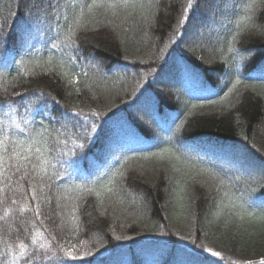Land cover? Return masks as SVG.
<instances>
[{
	"label": "trees",
	"instance_id": "trees-1",
	"mask_svg": "<svg viewBox=\"0 0 264 264\" xmlns=\"http://www.w3.org/2000/svg\"><path fill=\"white\" fill-rule=\"evenodd\" d=\"M92 2L0 0V132L49 162L37 246L70 264H261L264 0Z\"/></svg>",
	"mask_w": 264,
	"mask_h": 264
},
{
	"label": "snow or ice",
	"instance_id": "snow-or-ice-1",
	"mask_svg": "<svg viewBox=\"0 0 264 264\" xmlns=\"http://www.w3.org/2000/svg\"><path fill=\"white\" fill-rule=\"evenodd\" d=\"M51 5L52 0H48ZM76 5L74 4L73 7ZM127 0L124 4V7H128ZM105 5L101 3H96V0L89 5H87L88 13L91 14L92 9H101ZM120 7L119 4L111 2L107 4V8L115 9ZM194 7L192 0H189V4L185 9L190 10ZM85 10L83 7L80 8L79 14L75 17L73 23L76 25V28L70 29L68 34L65 36V39L70 40L75 44L73 37L77 36V30L84 27L81 24V19L85 16ZM189 17H183L180 21L181 26L184 27L187 24ZM0 39L6 40V35L3 34L0 30ZM77 48L78 45H75ZM239 82V81H237ZM19 95V94H18ZM58 103V101H54ZM93 117L99 116V113H92ZM65 116H72L80 119L84 124L89 125L92 136L89 137L85 135L83 139L88 140L89 142L95 139V133L98 131L97 122L93 119L90 120L88 115H82L79 112H66ZM19 127V125H17ZM78 148L83 149L85 145L83 143L77 145ZM41 149L36 147L31 140L27 142H12L8 139L7 135L3 132H0V184L3 186L0 187V192L5 194V200L0 201V203H9L13 207L6 208L2 215H0V225L6 226V230L10 232L8 242L5 244V248L0 252V262L2 264H53V261L56 264H70V261H67L61 258L58 252L54 251L49 242L47 245L40 244L37 246V237L42 236L43 231L46 229L37 228V225L43 224L41 220L42 216V200L41 195L44 190V185L40 184L37 186L33 183L36 180H42L43 174L47 171L48 161L41 156ZM162 155V153H160ZM74 163V162H73ZM14 185H23L24 191L21 193L23 197H26V200L23 204L19 200L13 199L12 197L16 196V189ZM49 191H51L52 185H48ZM11 191L12 196L8 195V192ZM111 192V189H108ZM99 196V193H97ZM43 203L51 204L52 200L50 196L45 195L43 197ZM264 206V205H262ZM75 211V209H73ZM13 213H16V217L13 218ZM30 213L32 219H26L25 214ZM12 220V223L9 224V220ZM264 220V216L261 217ZM15 225V227H13ZM35 229V233L33 230ZM23 234V238H21ZM53 239H55L53 237ZM31 249V251H29ZM64 253L65 257H71V259L77 260V257L72 255L70 249H60ZM220 257L219 252H213L210 248H200L196 253L197 256H208ZM84 256H90V252H85ZM90 264V262H88ZM264 264V261L261 262Z\"/></svg>",
	"mask_w": 264,
	"mask_h": 264
},
{
	"label": "rangeland",
	"instance_id": "rangeland-1",
	"mask_svg": "<svg viewBox=\"0 0 264 264\" xmlns=\"http://www.w3.org/2000/svg\"><path fill=\"white\" fill-rule=\"evenodd\" d=\"M136 117H137V116H136ZM211 146H214V144L212 143ZM159 168H160V169H163V170H166V168H162V167H159ZM163 170H161V171H163ZM161 171H160V172H161ZM262 205H264V204H262Z\"/></svg>",
	"mask_w": 264,
	"mask_h": 264
}]
</instances>
